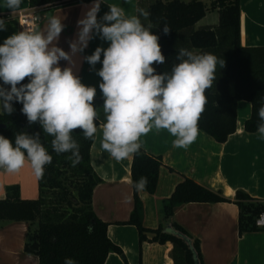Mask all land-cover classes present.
I'll return each mask as SVG.
<instances>
[{
  "label": "clouds",
  "instance_id": "clouds-1",
  "mask_svg": "<svg viewBox=\"0 0 264 264\" xmlns=\"http://www.w3.org/2000/svg\"><path fill=\"white\" fill-rule=\"evenodd\" d=\"M92 5L77 21L76 39L69 41V51L57 46L65 25L53 16L43 30L33 26L16 32L0 44V110L11 115L13 102L22 104L21 112L29 125L38 123L44 133L53 137L51 146L58 155L67 157L75 166L81 157L73 133L82 131L86 140H94L100 116L93 105L96 88L85 86L74 74L73 59L83 53L90 40L99 36L108 47L98 46L83 59L91 67L102 63L97 71L99 89L104 97L101 148L117 161L138 155L140 137L153 129H166L175 139L173 147L187 149L195 142L198 121L205 109L206 90L213 87L223 58L212 53H194L186 48L177 51L170 72L156 73L155 64H164L159 37L151 32L150 13L138 9L139 15L126 16L123 8L111 4L98 19L101 3ZM21 0H6L5 8L18 10ZM6 23L0 18V31ZM163 32L170 28L164 24ZM103 59L101 60V56ZM70 66L61 68L60 61ZM28 78L29 82L21 83ZM3 85H8L5 88ZM257 133L264 139V104L258 109ZM29 162L34 174L43 177L52 156L42 144L39 132L17 133L14 143L0 135V168L18 173ZM148 178L141 176L134 183L143 190ZM64 264H76L66 258Z\"/></svg>",
  "mask_w": 264,
  "mask_h": 264
},
{
  "label": "trees",
  "instance_id": "trees-1",
  "mask_svg": "<svg viewBox=\"0 0 264 264\" xmlns=\"http://www.w3.org/2000/svg\"><path fill=\"white\" fill-rule=\"evenodd\" d=\"M83 1L90 0H29V6L55 8ZM211 5L218 8V23L197 26L209 9L203 0H138V9L150 13L148 20L141 17L142 23L151 22V32L159 37L166 59L164 64L152 65L157 74L170 72L179 62L176 54L180 48L198 54L212 53L224 59L225 66L218 68L213 87L206 90L207 103L198 121L199 129L224 142L235 132L236 105L240 100L252 105L251 116L245 120V130L257 131L258 109L264 104V45L241 43V0H213ZM164 24L170 28L168 34L163 32ZM28 82L25 78L21 83ZM13 107L15 111L11 115L0 110V123L6 124L5 128H0V135L14 143L17 133L39 132L52 162L45 166L43 177H38L40 195L37 199H22L18 186L7 188V196L0 199V220L29 224L25 251L37 255L39 264H64L66 258L73 259L76 264H104L110 252L124 257L121 248L108 237L109 223L100 219L93 209V191L101 182L90 160L94 140L84 139L80 129L74 131L81 159L73 166L67 159L70 153L58 155L53 151L52 136L44 133L38 123L29 125L21 112L22 104L13 102ZM100 123L99 120L97 126ZM162 165L160 156L148 153L142 147L138 155H133L134 208L125 223L137 227L140 242L170 243L174 264H204L199 239L172 218L175 206L190 202H234L241 211L240 233L258 229L254 222L264 204L253 203V198L242 190H237L233 199L225 197L221 191H214L189 177L175 186L165 202L167 222L156 228L145 227L139 212L141 199L134 183L146 176L148 185L144 190L154 194Z\"/></svg>",
  "mask_w": 264,
  "mask_h": 264
},
{
  "label": "crops",
  "instance_id": "crops-1",
  "mask_svg": "<svg viewBox=\"0 0 264 264\" xmlns=\"http://www.w3.org/2000/svg\"><path fill=\"white\" fill-rule=\"evenodd\" d=\"M5 3L6 0H0V18L6 23V30L0 31V44L21 31V12L34 11L40 17L37 30H43L53 16L61 19L65 27L57 46L67 52L70 50L69 41L76 39L77 21L83 17L93 0L55 8H30L29 0H21L20 8L14 12L5 8ZM111 4L123 8L126 16L138 13V0H104L98 19L109 11ZM212 12L216 14L208 21L207 10L206 16L197 26L216 25L219 21L218 8ZM241 43L246 46L264 45V0H241ZM98 46L107 48L108 42L99 36L90 40L84 52L73 58L75 64L72 67L85 86L96 88L93 105L101 123L90 149V160L101 182L93 191V209L100 219L109 223L108 237L121 248L124 255L110 252L104 264H125L124 258L129 264H174L170 243L140 242L137 227L125 223L134 208L131 173L133 156L117 161L101 148L102 131L99 129L103 123L104 97L99 89L101 78L96 73L102 63H97L93 68L83 59ZM68 66L67 61H60L61 68ZM251 113L249 101L237 102L235 132L224 142L215 140L201 129L195 142L187 149L173 147L175 137L166 129H153L140 137L141 147L148 153L160 156L163 161L156 192L150 194L144 189L138 191L141 199L139 212L145 227L156 228L167 222L165 202L185 177L214 191H221L231 199L237 190H242L253 198V203L263 204L264 139L260 138L257 131L245 130V120ZM9 186H18L22 199H37L40 195L38 177L27 161L18 173L10 174L0 168V199L7 196ZM240 217L239 206L227 201L178 204L172 216L194 238L199 239L204 264H264V227L240 233ZM28 238L27 222L0 220V264H39L37 255L25 251Z\"/></svg>",
  "mask_w": 264,
  "mask_h": 264
},
{
  "label": "built area",
  "instance_id": "built-area-1",
  "mask_svg": "<svg viewBox=\"0 0 264 264\" xmlns=\"http://www.w3.org/2000/svg\"><path fill=\"white\" fill-rule=\"evenodd\" d=\"M19 20L21 25V31L33 26V21L35 22V26L37 27L40 22V17L37 12L27 11L21 12L19 14ZM264 204V201H263ZM255 225L258 228L264 227V209L260 212L258 217L255 220Z\"/></svg>",
  "mask_w": 264,
  "mask_h": 264
},
{
  "label": "rangeland",
  "instance_id": "rangeland-1",
  "mask_svg": "<svg viewBox=\"0 0 264 264\" xmlns=\"http://www.w3.org/2000/svg\"><path fill=\"white\" fill-rule=\"evenodd\" d=\"M206 1V4H207V6H208V15H207V17H206V20H210L211 18H212V16H213V14H216V12H212V11H214L215 9L212 7V5H211V2L213 1V0H205ZM102 109H103V107H102ZM103 111V110H102Z\"/></svg>",
  "mask_w": 264,
  "mask_h": 264
},
{
  "label": "water",
  "instance_id": "water-1",
  "mask_svg": "<svg viewBox=\"0 0 264 264\" xmlns=\"http://www.w3.org/2000/svg\"><path fill=\"white\" fill-rule=\"evenodd\" d=\"M4 87H6L7 85H3ZM6 124L5 123H0V128H5Z\"/></svg>",
  "mask_w": 264,
  "mask_h": 264
}]
</instances>
